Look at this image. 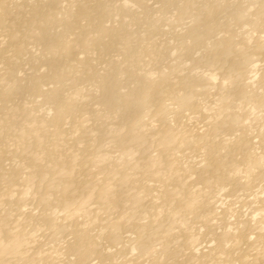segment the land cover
<instances>
[{
	"label": "bare ground",
	"instance_id": "bare-ground-1",
	"mask_svg": "<svg viewBox=\"0 0 264 264\" xmlns=\"http://www.w3.org/2000/svg\"><path fill=\"white\" fill-rule=\"evenodd\" d=\"M0 264H264V0H0Z\"/></svg>",
	"mask_w": 264,
	"mask_h": 264
}]
</instances>
